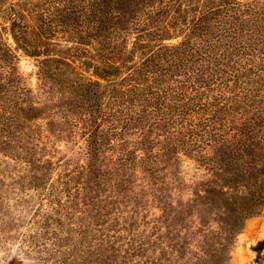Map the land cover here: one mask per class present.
Instances as JSON below:
<instances>
[{
  "label": "rangeland",
  "instance_id": "rangeland-1",
  "mask_svg": "<svg viewBox=\"0 0 264 264\" xmlns=\"http://www.w3.org/2000/svg\"><path fill=\"white\" fill-rule=\"evenodd\" d=\"M167 1L116 0L118 20L132 28ZM78 5L0 0L9 53L0 58V264H264L253 250L264 240V186L230 163L231 140L192 146L155 117L120 135L112 119L93 122L72 87L78 76L65 66L43 73L13 41L16 13L20 26L56 25L39 44L52 54L97 57V46L67 37ZM75 66L95 80L90 66Z\"/></svg>",
  "mask_w": 264,
  "mask_h": 264
},
{
  "label": "trees",
  "instance_id": "trees-1",
  "mask_svg": "<svg viewBox=\"0 0 264 264\" xmlns=\"http://www.w3.org/2000/svg\"><path fill=\"white\" fill-rule=\"evenodd\" d=\"M82 2L66 34L77 46H97L100 56L80 61L61 47L52 54L50 45L39 44L56 25L20 26L16 13L9 20L13 41L40 59L43 73L65 66L78 76L72 87L94 123L112 119L123 135L133 123L155 117L192 146L231 140L230 163L264 186V0H168L151 6L132 28L119 22L116 0ZM171 37L179 41L165 44ZM0 51L6 60V48ZM75 63L90 66L95 80H85ZM254 150L259 161L251 157ZM253 250L263 252L264 240Z\"/></svg>",
  "mask_w": 264,
  "mask_h": 264
}]
</instances>
